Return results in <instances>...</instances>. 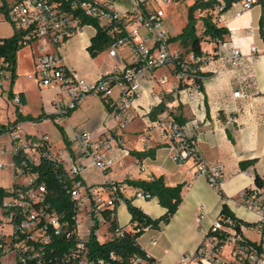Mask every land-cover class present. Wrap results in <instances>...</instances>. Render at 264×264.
<instances>
[{
	"label": "built area",
	"instance_id": "obj_1",
	"mask_svg": "<svg viewBox=\"0 0 264 264\" xmlns=\"http://www.w3.org/2000/svg\"><path fill=\"white\" fill-rule=\"evenodd\" d=\"M119 1L3 0L7 20L14 30L23 33L24 47L38 44L34 63L39 86L62 94L53 102L55 124L60 125L88 97L110 100L117 92L118 98L113 103L115 133L93 137L89 131L74 130L68 147L57 149L48 134L29 133L24 121H17L16 111L23 112L22 100L15 93L6 96L11 76L0 59V114L4 117L0 121V158L8 157L13 169L12 184L3 187L6 194L0 203V261L14 255L16 264H95L88 256L86 244L90 229L94 224L107 228L104 212L124 203V198L116 179L106 177L101 184L87 185L83 173L92 167L105 174L115 169L112 155L125 145L124 133L136 118L134 103L143 93V83L153 81L157 70L169 68L177 80L176 89L187 90L191 96L201 93V67L208 54L203 51L196 56L192 51L172 49L171 36L165 28V8L185 0H128L124 12L118 10ZM241 2L244 12L259 0ZM223 6V3L218 6L217 12ZM85 18L98 23L110 38L108 53L114 59L110 70L93 82L69 68L56 50L90 26L84 24ZM239 56V50L234 49L233 58ZM168 81L163 76L159 83L166 85ZM233 95L243 97L241 92ZM163 104V111L151 122V127L168 142L171 158L178 164L191 160L196 168L195 177L203 176L211 186L220 189L224 166L202 158L200 133L190 132L175 118L174 106L166 101L165 95ZM9 105L14 107V116L8 113ZM231 122L238 123V119L233 117ZM43 158L60 166L69 180L65 188L73 214L67 218L64 212L51 207L46 183L39 181L34 170ZM4 166L0 162V168ZM140 169L145 171L143 165ZM136 197L152 199L141 190ZM240 197L244 206L257 214V224L264 229V176L252 188L242 191ZM82 215L89 221L86 234L80 231ZM204 217L201 205L195 220L200 222ZM235 226L232 218H218L196 251L183 255L177 264H264V251L248 243ZM99 229L96 235L102 242ZM120 233L118 229L117 234ZM58 239L73 243L59 247ZM226 243L232 244V249L224 257L222 246ZM147 258H150L147 254L146 258L137 257L133 263L155 264L148 263ZM97 262L104 264L103 260Z\"/></svg>",
	"mask_w": 264,
	"mask_h": 264
},
{
	"label": "crops",
	"instance_id": "obj_2",
	"mask_svg": "<svg viewBox=\"0 0 264 264\" xmlns=\"http://www.w3.org/2000/svg\"><path fill=\"white\" fill-rule=\"evenodd\" d=\"M214 21L219 27L227 28L230 34L224 41L201 43L202 51L209 56L201 67V93L191 96L187 90L176 89L178 83L171 70H157L153 81L143 83V93L134 103L136 118L124 133L125 145L112 155L115 169L105 174L92 167L82 175L87 185L101 184L106 177L116 179L124 198L131 200L152 219L161 217L165 208L156 198H137L139 189L128 185L126 180L147 181L163 177L169 186L182 185V201L171 220L159 229L147 228L138 238V244L155 264H177L184 254L194 253L219 218L223 204L245 224L241 226L244 237L261 245L264 251V229L257 224V214L248 210L240 197L242 191L252 188L257 179L264 176V2L259 0L258 4L243 12L241 0L236 1L227 10H215ZM96 33L94 27L87 26L56 49L69 68L91 82L109 71L114 63L108 48L99 52L97 57L90 55L88 48ZM234 49L240 52L238 58H233ZM37 51H34V58ZM103 54L105 60H101ZM17 69L14 83L10 81L6 85V96H10V91L20 95L25 116L46 115L42 121H24V124L29 133L49 135V130H42V126L53 122V102L62 94L58 90L40 87L35 78L27 80L18 76ZM163 76L169 79L166 85L159 83ZM235 92H241L243 97H234ZM163 95L173 104L175 118L190 132L200 133L202 158L224 166L220 189L211 186L203 176L195 177L196 168L191 160L183 164L175 162L170 156L168 142L151 127L154 120L151 112L163 104ZM117 98V92L110 100L86 98L60 125L54 124L62 142L61 146L55 147H68L74 130L89 131L93 137L115 133L113 103ZM8 113L14 116L12 105H9ZM233 117L238 123L231 122ZM3 118L0 114V121ZM149 150L154 151L153 157L132 155V152ZM141 165L145 171H141ZM201 205L205 217L197 222L195 215ZM116 216L120 228L130 230L131 215L125 203L117 206ZM106 231L103 239L99 235L102 242L108 239ZM0 264L14 262L9 255Z\"/></svg>",
	"mask_w": 264,
	"mask_h": 264
},
{
	"label": "trees",
	"instance_id": "obj_3",
	"mask_svg": "<svg viewBox=\"0 0 264 264\" xmlns=\"http://www.w3.org/2000/svg\"><path fill=\"white\" fill-rule=\"evenodd\" d=\"M239 0H196L193 6L188 9V24L183 28L180 35L175 38H171V42H178L179 45L185 48V53L192 51L194 55L200 56L203 54L201 43L203 41H224L225 37L230 34L229 30L225 27H219L214 21L215 10L223 3V9L227 10L231 5ZM264 2V0H261ZM2 12L7 18V9L5 5L0 7ZM204 13L200 18L202 21V33L197 34V19L195 13ZM84 24L93 26L96 28L97 33L91 40V45L88 51L92 57H96L99 52L108 48L111 43L110 38L106 35L103 29L92 19L85 18ZM22 32L14 30V33L10 37L0 38V59L4 64L6 70L10 72L11 81L14 83L17 74V55L18 52L24 48L22 44ZM14 93L10 91L12 97ZM164 104H161L158 110L151 112L152 119H155V115L163 111ZM17 121H33L39 122L45 119L47 116L42 114L37 118L25 116L16 111ZM178 120V118H177ZM132 155L136 157H153L154 151L149 150L145 152H132ZM244 166V165H243ZM39 174V181L46 183L48 190V202L51 207L59 212H64L66 218L69 217L72 212V202L66 195L65 186L69 184L65 172L60 166H56L49 159H42L38 166H35ZM258 180V179H257ZM126 183L133 186L144 193H148L152 198H156L158 203L165 208V213L157 218L152 219L141 208L132 203L131 200L124 198V203L131 215L130 230H124L120 228L117 221L116 211L114 209H107L104 212V216L107 221V234L111 237L104 242H99L96 232L100 228L98 224H94L90 229V235L86 242L88 248V256L95 264H98V260H103L104 264H134V259L137 257L146 258L145 251L138 244V238L144 233L147 228L159 229L162 225L167 224L173 215L177 212L179 205L181 204L182 197V185L169 186L165 183L163 177H153L150 180H126ZM119 184V182H118ZM6 194V190L0 186V203L2 198ZM219 218H232L236 221L235 228L239 233L241 232V226L245 225L241 220L237 219L230 211L226 204H223ZM121 229V233L117 234V230ZM139 230V231H138ZM59 247H66L73 243V240L66 241L64 239H58ZM248 243L253 244L258 250L262 251V246L247 240ZM148 263L154 262L152 258H147Z\"/></svg>",
	"mask_w": 264,
	"mask_h": 264
},
{
	"label": "rangeland",
	"instance_id": "obj_4",
	"mask_svg": "<svg viewBox=\"0 0 264 264\" xmlns=\"http://www.w3.org/2000/svg\"><path fill=\"white\" fill-rule=\"evenodd\" d=\"M196 0H185L182 2L172 3L168 5L165 8V28L168 31L169 35H171L172 38L177 37L182 32L183 28L186 27L188 24V9L193 6ZM3 0H0V7L2 6ZM129 2L128 0H120L117 3L118 10L120 12H124L128 9ZM204 15V13H195V17L198 21L197 23V34L200 35L202 33V21L200 18ZM89 30V28H87ZM14 33V28L11 25V23L7 20L5 14L0 9V38H6L10 37ZM175 43V44H174ZM179 48L183 52L185 51L183 47L179 45L178 42H172L171 48L176 49ZM38 50V44H34L32 46L24 47L19 53H18V76H21L22 78H35V67L33 63V54L34 51L36 52ZM97 57V56H96ZM101 60H105V54L102 55ZM34 70V71H33ZM165 72H168V68L164 70ZM26 72H32L30 74H27ZM27 79V80H29ZM55 108V107H53ZM54 120L53 122H48L47 124L42 126V130L45 128L49 133V136L56 146H61V140L60 135L56 131V128H54ZM41 125V124H40ZM57 127V125H56ZM41 130V131H42ZM3 139L2 141H4ZM0 162L4 163L5 166L3 168H0V186L8 188L12 184V173L13 169L10 164V160L8 157H1ZM89 221L87 218L82 215L81 216V225H80V231L83 234H86V227L88 226ZM106 229L105 227H102L99 231L100 237L103 239L106 237L105 233ZM108 238H110V235H107ZM232 249V244L226 243L222 246V256L226 257L228 255V252ZM187 254H193V253H187ZM185 255V254H184ZM10 260L14 264H16V257L14 255H10Z\"/></svg>",
	"mask_w": 264,
	"mask_h": 264
}]
</instances>
